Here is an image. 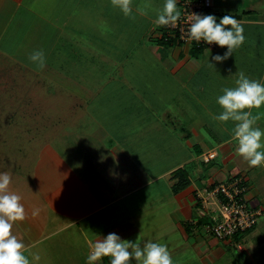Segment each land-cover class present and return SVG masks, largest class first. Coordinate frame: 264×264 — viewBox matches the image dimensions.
<instances>
[{"label":"crops","instance_id":"0c3cea01","mask_svg":"<svg viewBox=\"0 0 264 264\" xmlns=\"http://www.w3.org/2000/svg\"><path fill=\"white\" fill-rule=\"evenodd\" d=\"M36 1L47 4L49 2L0 0V21H3L0 27L1 61L9 62L14 57V63H26L25 59H19L18 56L26 53L23 42L26 44L29 40L24 41L23 35L28 28L34 30V25H39L40 35L38 31H32L35 35L30 33V39L33 35L36 40L31 51L43 47L44 43H40L44 42L51 29V39L44 48L53 50L56 47L61 38V28L56 20L47 22L45 17L39 16L26 6L36 4ZM211 1L210 12L213 15H231L243 27L264 30V0ZM53 3L56 5L55 0H52L51 5ZM5 20H12V25L8 21L4 26ZM152 28L148 33V39L151 40L158 34ZM255 35L251 34L250 37L256 38ZM253 38L251 40L259 46L256 49L249 48L260 52L259 50L264 49V34L258 40ZM50 41L51 47L48 46ZM183 46L187 48L183 49ZM241 50L246 51V47L242 45L235 51ZM147 51L165 67L172 78L179 70H183L182 75H188V72L197 73L204 65L201 61L202 54L197 58L191 57L189 47L182 44L173 46V49L149 45ZM206 51L208 50L204 52ZM27 66L32 72L37 68L33 63ZM91 66L93 65L84 63L70 67L69 69L74 70V78H70L68 84H72L73 88L68 90L69 93L65 90L61 93L65 94L66 99H70L69 94L73 93L72 98L83 101L85 106L91 107V104H95V110H83L88 113L71 111V116L53 111V138L54 142H59L58 145L47 141L52 145L45 148L43 146L37 154L31 172L24 177L33 186L30 191L18 192L9 189L10 193L21 196V203L27 214L24 221L14 223L13 234L23 241L30 252L41 257L38 264H87L90 246L110 233L130 241L137 239V243L143 246L148 241L160 243L161 238L172 235L164 234L161 230L176 232L177 240L181 241L174 247L167 246L172 258L181 255L186 250H182L181 245L188 246L189 241L198 259L199 255L201 259L204 258L203 252L211 253L216 245L213 244V236L204 232L209 218H201L198 196L219 183H214L210 177L208 179L204 175L192 181L186 165L208 152V145H183L177 141L178 138H174L177 142L171 143L172 111L165 104L160 110H154L151 106L144 109L141 107L143 103H134L131 108L125 106L118 95L106 94L103 98L101 95L108 90V82H101L98 76L101 71L96 73ZM108 79L110 82L113 78ZM65 81L67 83V79ZM122 81L124 79L112 80L114 84H121ZM258 81L264 83V67ZM132 92L129 98H133V102L147 100L134 87ZM162 96L166 103L167 95L159 94L155 98L161 100ZM203 99L200 97L201 102ZM109 102H118L120 110L113 113L107 109ZM208 104L199 105H205L204 110H199V117L205 119L206 116L213 115L215 111L213 107L209 109L212 105ZM253 114H258L263 119L264 109ZM56 118L68 119L60 121ZM37 123L42 124L39 121ZM32 126L35 128L33 132H38V126ZM28 129L32 131L30 127ZM180 131L185 130L182 127ZM159 132H163L162 138L153 134ZM234 140V131H231L217 142L225 164L235 157L232 151L234 147L231 145ZM71 144L74 146L71 147ZM66 145L67 156L61 152V148H67ZM188 149H193L197 156L193 158ZM88 154H92V163L87 159ZM216 158L217 153L213 160L203 163L209 164ZM76 161L79 163L76 164ZM178 169L186 170L190 185L179 193H173L175 180L172 174ZM224 170L221 172H225ZM252 197L254 193L250 199ZM158 203H165L167 206L158 209ZM34 209H39V215L35 217L32 216ZM159 222L161 225H158ZM25 254L28 255V252ZM105 262L110 264V258L104 257L99 264Z\"/></svg>","mask_w":264,"mask_h":264},{"label":"rangeland","instance_id":"374dc122","mask_svg":"<svg viewBox=\"0 0 264 264\" xmlns=\"http://www.w3.org/2000/svg\"><path fill=\"white\" fill-rule=\"evenodd\" d=\"M48 1L49 5L38 1L36 4L26 5L39 16L45 17L47 22L56 20L61 28V38L53 50L44 48L51 39L52 29L46 35L44 42L40 43H44L38 50H43L45 53L46 67L43 70L36 68L32 72L27 66L32 63L29 56L33 53L31 49L36 41L33 32L38 31L40 35L39 25H34V30L28 28L23 35L24 41L29 40V42L26 44L23 42L26 53L18 58L25 59V64L14 63L16 62L14 57L9 62L0 60V173L6 172L10 175L9 189L26 192L33 188L24 177L31 172L41 148L52 145L47 141H55L52 131L53 111L71 116V111L81 113L83 110H95V104H91V107L85 106L83 101H78L76 97L72 98L73 93L69 94L72 99H66L65 94L61 93L64 90L69 93L68 90L73 88L72 84H68L70 78H74V70L69 69L70 67L74 64H92V71L96 73L101 71L98 75L99 80L108 82V90L102 92V97L106 94L118 95L123 99V104L131 108L134 103L136 105L143 103L141 107L144 109L151 106L154 110H160L165 104L172 111L171 143L178 141L183 145L207 144L210 150L213 147L212 151L217 153L214 161L204 164L201 157L186 165L192 181L198 180L203 175L208 179L210 177L214 183L242 178L250 187L247 194L248 206L262 211L256 225L248 232L226 240L213 237V244L216 245L212 248L214 251L211 252L212 254L209 251L203 252L205 257L202 259L200 255L198 259L190 241L188 246L181 245L180 248L186 250L181 255L173 257L174 264H264V167H249L238 154L236 140L231 143L235 157L225 164L217 142L231 133L235 124L232 121L224 123L213 119L223 112L222 107L217 103V98L223 95L224 88L235 86L238 72H244L253 80L258 81L261 78L264 49L256 52L249 47L256 49L259 46L257 42L251 40L253 38L250 37L251 34H258L253 38L258 40L264 34V30L244 27L243 45L246 51H235V54L226 61L218 63L212 61V56L223 55L227 47L221 48L216 45L215 48H208V51L202 53L201 61L204 65L197 73L188 72V75H182L183 70H179L172 78L165 67L147 51L149 45H158L154 38L148 39V33L151 27L157 31V16L165 0H132L134 19L125 17L119 8L111 4V0H55L56 5L54 3L51 5L52 0ZM146 3L151 7L145 9L147 15H142L137 10L143 9ZM8 21L5 20L3 25L8 24ZM12 22L11 20L9 25H12ZM2 23L3 21H0V27ZM30 33L33 34L31 39ZM48 46H52V41ZM185 48L187 47L183 46V49ZM209 62L214 63L215 67L209 66ZM108 77L113 79L109 82ZM114 79L115 81L124 79V81L120 82L121 84H114L112 82ZM61 82L64 84L62 85ZM132 87L147 100L133 102V98H129L133 93ZM159 94L167 95L166 103L163 101V96L159 97L161 100L155 98ZM200 97L204 98L203 102L200 101ZM117 103L109 102L107 109L109 108L113 113L119 111L121 106ZM200 104L212 105L209 109L213 107L215 111L213 115L206 116L205 119L199 117V110L205 108V105L199 106ZM262 109L264 105L260 108ZM252 111L258 112L256 109ZM56 119L61 121L68 118ZM32 125L38 126V132L34 131L38 134H34L35 128L33 129ZM257 126L264 130V117L258 120ZM28 127L32 131L27 130ZM182 127L184 132L180 131ZM153 134L160 138L164 135L163 132ZM174 138H178L177 141ZM57 143L59 142H54ZM73 146L71 144V147ZM66 149L68 147L61 148V152L67 156ZM188 152L193 158L197 156L193 149H188ZM88 156L89 163H92L94 161L92 154ZM77 163L79 161H76ZM223 170L225 172H221ZM252 193L254 197L250 199ZM157 206L158 209H163L167 204L158 203ZM158 225H161V222ZM161 231L172 235L168 238V235L164 236L159 242L174 247L179 241L175 236L177 233L170 230Z\"/></svg>","mask_w":264,"mask_h":264},{"label":"clouds","instance_id":"9594fccd","mask_svg":"<svg viewBox=\"0 0 264 264\" xmlns=\"http://www.w3.org/2000/svg\"><path fill=\"white\" fill-rule=\"evenodd\" d=\"M114 7L119 8L125 17L134 19L132 0H111ZM151 5L146 3L143 9H138L142 15H147L145 9ZM181 12L177 0H165L163 8L157 16L156 23L169 26L177 23ZM243 25L233 16L225 15L217 18L214 15L192 13V21L188 28V39L196 43L215 44L221 48L227 47L223 55L212 56V61L222 63L245 42ZM29 60L39 70L46 67L43 50H36ZM209 66L215 67L209 62ZM238 79L232 88H224L223 95L217 98V103L223 112L213 119L220 122L232 121L234 139L238 142V154L248 163L249 167H264V130L257 126L260 119L253 114V109L259 110L264 105V83L250 79L244 72L237 73ZM11 177L8 173H0V264H38L41 257L30 252L22 240L12 232L17 221L26 219V210L21 203V196L10 193ZM39 215V209H34L32 216ZM28 252V255L25 253ZM104 257L110 258V264H174L167 245L145 242L143 246L135 241L122 239L115 233L97 240L90 246L87 264H99Z\"/></svg>","mask_w":264,"mask_h":264},{"label":"built area","instance_id":"2783aa9c","mask_svg":"<svg viewBox=\"0 0 264 264\" xmlns=\"http://www.w3.org/2000/svg\"><path fill=\"white\" fill-rule=\"evenodd\" d=\"M177 6L181 12V18L177 23L166 26L168 32L176 36L182 45L190 47L196 44V46L214 48V44L196 43L188 39L192 13L209 15L207 10L211 8L212 1L179 0ZM215 157V152H206L202 155V161L208 163ZM248 191L247 184L238 177L216 184L199 195V214L201 218H209L208 224L204 226V232L219 240H226L252 229L262 212L260 209L248 206Z\"/></svg>","mask_w":264,"mask_h":264},{"label":"trees","instance_id":"16d2710c","mask_svg":"<svg viewBox=\"0 0 264 264\" xmlns=\"http://www.w3.org/2000/svg\"><path fill=\"white\" fill-rule=\"evenodd\" d=\"M210 11L211 9L207 10V13L211 15L212 13ZM214 16L217 18V23H219L220 18H222L225 15L214 14ZM157 31H158V34L154 38V41L158 44V46H162L165 48H170L173 46H181V42L177 39L176 36H172V34L168 32V30L166 29V26L158 25ZM206 49H208L206 46H202V45L196 46V44H193L189 47V53L191 57H197L198 55L202 54ZM172 176H173V179L175 180V184L173 185V188H172L173 193H179L189 187L190 180L188 178V173L186 172L185 169L176 170L175 172H173ZM199 223L203 224L201 220H199ZM248 231L249 230L245 231L244 233ZM235 236H238V234Z\"/></svg>","mask_w":264,"mask_h":264}]
</instances>
